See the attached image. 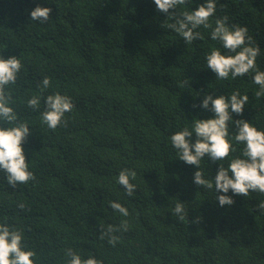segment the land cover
I'll use <instances>...</instances> for the list:
<instances>
[{
	"label": "trees",
	"instance_id": "16d2710c",
	"mask_svg": "<svg viewBox=\"0 0 264 264\" xmlns=\"http://www.w3.org/2000/svg\"><path fill=\"white\" fill-rule=\"evenodd\" d=\"M204 2L178 5L177 17ZM37 5L52 9L46 23L30 19ZM216 9L212 26L224 16L229 25L246 26L264 71V0H216ZM173 22L154 0H0V55H15L23 65L8 89L18 120L31 130L23 147L35 176L12 187L0 171V223L23 230L34 264H68L69 247L103 264H264V211L257 207L264 194L229 190L234 203L220 206L216 197L224 193L197 186L198 168L170 142L195 119L213 117L199 106L208 93L246 94L243 115L233 119L264 130V96H255L254 73L218 80L207 68L213 48L229 54L211 39V28L201 26L202 38L188 44L167 27ZM45 77L51 86L41 93ZM56 93L70 97L73 108L66 126L53 130L41 113ZM32 96L41 97L39 109L28 107ZM235 131L232 125L230 139ZM232 143L236 150L226 160L201 161L213 186L221 164L242 157L244 146ZM124 169L136 172L133 196L118 183ZM179 202L184 221L173 214ZM125 220L128 230L115 233V246L100 238L102 228Z\"/></svg>",
	"mask_w": 264,
	"mask_h": 264
},
{
	"label": "clouds",
	"instance_id": "9594fccd",
	"mask_svg": "<svg viewBox=\"0 0 264 264\" xmlns=\"http://www.w3.org/2000/svg\"><path fill=\"white\" fill-rule=\"evenodd\" d=\"M188 0H154L157 10L165 13L169 19L175 22L167 24L169 29L178 33L185 43H192L201 39L202 35L197 29L201 26L211 28V39L219 41L223 49L229 54H224L219 48H213L206 55L207 68L215 73L216 79H235L245 74L254 73L253 82L259 86L255 96H264V71L257 66V57L261 50L246 26L238 24L229 25L228 17L217 18L213 27L210 18L216 14V0H205L194 10L184 12L177 17L178 5H184ZM171 10V11H170ZM50 7L37 5L30 13V19L40 23H46L51 16ZM23 65L21 60L13 55L4 58L0 55V171L6 174L9 185L15 187L17 184H27L34 180L33 172L29 170L26 160L24 143L30 134V128L26 122L18 120V114L12 107V96L8 89L9 85L17 82V77ZM184 84H188L185 80ZM51 86V81L45 77L39 85L41 93ZM249 97L241 95L239 90L232 92L229 96L218 95L215 98L211 93L204 95L199 105L201 108L212 112L214 115L208 119H195L191 129L184 128L175 132L170 137L171 145L178 152V157L188 165L198 168L194 173V183L203 186L206 190H213L221 194L216 197L220 206L232 205V196L226 195L229 190L233 195L247 197L252 192L264 194V130L258 129L246 119H233V114L242 116ZM40 96H32L27 101L29 108L39 109ZM45 110L41 113L42 122L48 128L55 130L64 124L65 114L73 108L71 98L60 93L48 95L45 100ZM196 107V105H193ZM235 125V135L229 138L230 127ZM195 133V142L192 135ZM232 140L243 145L242 157L232 159L227 167H219L213 180L205 178L200 169L201 161L205 156L213 162L226 160L230 153L236 149ZM136 177V172L131 169L121 170L118 183L124 187L128 196H133L137 186L131 181ZM112 209L118 211L122 216L129 215L128 209L116 201L110 202ZM21 209L25 208L23 203L19 204ZM257 207L264 211V201ZM173 214L180 221L187 217L184 203H176ZM128 222L123 221L118 227L109 225L102 228L100 238L108 239V243L115 246L119 237L115 235L118 231H127ZM36 253L27 249L24 244L22 229L8 223H0V264H34ZM65 256L69 257L68 264H103V261L94 256L82 257L71 247L66 249Z\"/></svg>",
	"mask_w": 264,
	"mask_h": 264
}]
</instances>
